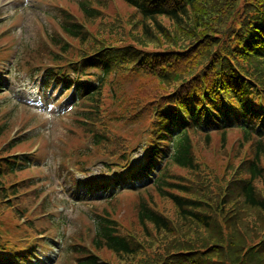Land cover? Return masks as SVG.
Returning a JSON list of instances; mask_svg holds the SVG:
<instances>
[{"label":"trees","instance_id":"trees-1","mask_svg":"<svg viewBox=\"0 0 264 264\" xmlns=\"http://www.w3.org/2000/svg\"><path fill=\"white\" fill-rule=\"evenodd\" d=\"M68 1L75 4L54 7V49L41 42L28 54L40 59L32 65L42 63L30 75L43 68L46 93L54 86L65 99L75 97L86 120L82 138L91 135L111 158L104 165L112 176L86 185L112 193L123 185L155 186L154 195L143 191L149 199L135 192L141 235L104 211L96 214L92 245L110 250L119 264H264V0H117L125 11H116L114 0ZM110 105L122 133L105 121ZM234 129L240 136L228 154ZM140 134L147 138L131 149ZM212 134L219 135L214 151ZM138 151L144 159L132 160ZM212 152L226 153V164ZM17 160L0 156V216L14 211L7 195L16 187L5 178L22 167ZM40 253L28 244L8 247L0 234V264H38ZM78 263L110 264L93 253Z\"/></svg>","mask_w":264,"mask_h":264},{"label":"rangeland","instance_id":"rangeland-1","mask_svg":"<svg viewBox=\"0 0 264 264\" xmlns=\"http://www.w3.org/2000/svg\"><path fill=\"white\" fill-rule=\"evenodd\" d=\"M72 4L75 3H71L68 0H0V20L7 19V23L12 21V24L15 25L17 37L23 40L20 51L22 50V57H25L27 56L26 54L36 53L34 49L41 47V41H43L45 37H47V39L49 38L46 41V46H55L53 37H51V32L59 28V13L57 19L55 17L57 11L54 7H71ZM112 6L116 11L129 10L128 7L117 0L112 1ZM7 7H18L17 14L14 16V14L11 15L6 13ZM8 16H13V18H8ZM60 35L68 41V38L62 32ZM3 37H5L6 40H10L13 47L16 46L14 37L10 34L4 35ZM2 43L4 44L0 42V47L7 44L6 41ZM15 49H19V46H16ZM32 58L35 61L40 60L36 58V54H33ZM24 59L28 61V58ZM44 61L51 62L48 58H45ZM41 65L40 62H36L34 65L30 63L29 67L32 69V67H40ZM46 65L47 63L44 64L43 67L45 68ZM40 75H43V72L39 74L37 71L34 74V78L38 79L36 81L29 80V78L20 79L22 85H20L18 79V82L15 83V80L12 78L11 84H7L8 89L0 94V99L6 98L0 108V121L6 120L10 125L6 133L0 137V145L7 139L13 137L9 134L11 130H13V132L17 130L19 134L26 133L24 141L12 147L10 150L11 153L0 154V156L14 154L16 157H21L29 162L28 164L25 163V166L22 168L16 169L12 173L6 175L5 182L9 183L10 187H19L20 181L23 180L27 183L32 182L34 185L29 189H34L36 193H38L39 190H48V187L45 185L50 184V182L53 181L56 184L53 189H56L58 192H54V194L50 192L47 194L46 198L53 199V203L55 204L51 212L55 217L61 216V218L56 225H53L48 219H44V214L37 219L35 218L37 214L34 216L24 215L23 217H18L14 213L15 211L9 208L3 209L1 212L2 215L0 216L1 241L8 247H17L18 245L21 246L32 243L34 248L38 247L41 251H48L50 253L49 257L54 261V264H79L78 259L80 257L92 253H96L110 264H119L117 256L110 250L102 248L100 252H98L92 245V239L95 237L96 230V214L103 215L104 213L102 212L105 211V213H109L112 216L121 229H135V232L141 235V230H137L139 227H137L138 223L136 221V204L140 202L139 195L134 191L126 190L118 191V194L115 195L117 198L115 197L114 199L108 198L109 196L107 194H102V191H98L97 194L95 193V196L92 192L85 194L87 188L81 183H85L88 177L102 176L103 173H99L100 170H103L101 164H104V161L112 160L93 143L91 135L86 139L82 138L81 132L79 131L80 126L74 124V119L78 116V110L76 107H73L68 111H63L67 103L58 105L59 96L57 97V93L54 95V97H56L55 100H45L46 103H51L46 108L34 107L37 112L33 113L31 111L29 105L31 102H34V98L39 90L37 85L39 83L38 81L42 80ZM45 76L46 74L44 73V77ZM33 84L35 85L34 89ZM113 106L114 105L105 106L104 108H106L107 113L103 112V116L107 124L114 127L116 133H122L125 131V127L116 124L111 119ZM92 123L95 124V121H92ZM70 126L74 128V131L73 133L67 134L66 129L68 128L66 127ZM24 127L27 128L23 131ZM29 127H35V134L29 131ZM141 136L142 134H140L138 138L135 136L136 139L133 140L131 144L133 148L131 149L138 148L139 143L147 138V135H144L142 138ZM212 136V150L214 151L219 143V135L212 134ZM239 136L240 133L238 130L234 129L228 131L227 140L230 144L228 154L229 152H233V147ZM57 138L60 140V143H58ZM87 140L88 151L86 152L84 149L87 148ZM194 141L198 144L196 139H194ZM53 145L59 148L60 151L52 148ZM193 145L194 148H196V144L194 143ZM197 149L199 150V147H197ZM81 150L84 151V153H80ZM69 151H71V153ZM1 152L2 151H0V153ZM205 152L206 155H203L204 161L209 157L207 155L208 151ZM217 155L215 152H212L211 157L213 160L218 159V164H222V166L226 164V160H228L227 154L217 152ZM61 156H65L64 158L70 157L66 158L65 161H70L72 164L79 161L81 167L91 171L85 175L77 173L72 168V164L67 169L58 170L57 165L62 163ZM113 157L115 160H121L117 155H113ZM236 158V156H233V160ZM138 159H140V156H138ZM177 169L178 168H176V170ZM172 181L176 182L175 180ZM152 188L153 187L146 191H150L154 195V188ZM141 193L146 199H149L143 192ZM69 197L70 199L66 201L67 204L61 203L62 198L67 199ZM27 198L28 197H26V199ZM107 198L112 200L108 201ZM9 199L20 200L18 196ZM163 203L164 209H166L168 213H173L172 203L166 202L165 200ZM16 204L23 209L21 201L16 202ZM30 221L35 224V227L44 229L43 233L39 236L44 237L38 238L33 235L29 225ZM262 225H264V219ZM62 233L63 236H61ZM46 235L54 237V240L50 241L55 246L60 247L59 259L57 261L55 259V250L58 251V248L51 249L48 245H45L49 244L45 241ZM140 238H142V236ZM82 245L86 247L82 248ZM81 249H83V252H75V250Z\"/></svg>","mask_w":264,"mask_h":264}]
</instances>
